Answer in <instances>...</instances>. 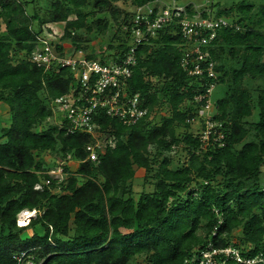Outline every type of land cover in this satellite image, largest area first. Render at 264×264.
I'll return each mask as SVG.
<instances>
[{
	"label": "trees",
	"instance_id": "obj_1",
	"mask_svg": "<svg viewBox=\"0 0 264 264\" xmlns=\"http://www.w3.org/2000/svg\"><path fill=\"white\" fill-rule=\"evenodd\" d=\"M153 1L44 0L37 9L33 0H0V103L8 113L0 126V264H196L193 256L209 243L230 245L264 264V10L255 13L252 3L240 1L214 14L239 16L211 41L216 86L224 87L213 104L222 138L211 137L203 147L193 121L201 102L194 97L211 79L189 75L180 63L184 38L178 20L195 11L185 6L136 45V9ZM160 9L154 4L149 18ZM104 13L126 29L127 39L97 56L85 52L77 32L104 34L110 21L97 17ZM50 23L63 24L58 41L49 40L63 56L74 54L65 51L67 42L100 63L135 47L127 88L148 111L131 125L97 111L95 130L113 138L97 160L86 150L91 135L68 133L65 117L51 120L54 99L81 89L75 73L30 59L37 38L47 37L42 26ZM255 108L256 117L248 120ZM180 143L188 164L170 167ZM45 154L55 157L45 161ZM58 168L61 180L49 173ZM136 168L153 182L152 191L137 200ZM23 210L36 214L19 225ZM234 229L240 230L236 238Z\"/></svg>",
	"mask_w": 264,
	"mask_h": 264
},
{
	"label": "built area",
	"instance_id": "obj_2",
	"mask_svg": "<svg viewBox=\"0 0 264 264\" xmlns=\"http://www.w3.org/2000/svg\"><path fill=\"white\" fill-rule=\"evenodd\" d=\"M174 2L175 0H172V4L161 7L153 18H149L153 5L136 9L134 24L131 28L132 39L136 45L143 44L165 23L179 16L181 12H185V7L178 6ZM207 13V16H200L195 11V14L191 16L184 14L178 20L180 32L184 38L181 66L189 75L199 78L205 76L211 79L204 91L194 97L196 101L201 102L193 121L198 126L203 147L207 145L211 137H214V140L222 138V133L215 129L216 125L220 127L221 124H216L213 120L214 108L211 103V94L217 80L215 61L210 54L211 41L216 36L217 30L233 26L230 19L212 16L210 9ZM235 27L238 28L237 25ZM134 50L135 47H132L120 58L116 55L109 57L105 63H100L98 60H86L83 56L60 55L47 37H39L31 52L30 59L38 66L69 67L75 73L81 89L56 97L53 101V110L60 115V119L65 117L68 120L66 127L68 133L80 131L92 136L94 142L86 146L90 160H97L105 146L113 145L111 136L95 130L98 124L93 121V117L97 111L100 115L106 114L118 119L124 125L136 123L148 111L142 106L139 94H130L127 88V78L131 74V66L135 63ZM57 170L61 174V169ZM24 212L30 213L29 210ZM28 220L23 221V224ZM200 255L193 256L192 262L223 264L230 259L240 264L256 262V258L242 257L239 249L230 245L216 248L209 243L205 249L201 250Z\"/></svg>",
	"mask_w": 264,
	"mask_h": 264
},
{
	"label": "rangeland",
	"instance_id": "obj_3",
	"mask_svg": "<svg viewBox=\"0 0 264 264\" xmlns=\"http://www.w3.org/2000/svg\"><path fill=\"white\" fill-rule=\"evenodd\" d=\"M36 4H34V6H36L35 8L37 9H43V2L44 0H33ZM240 1H245V2H249L253 4V9L252 11L255 13H258L260 10H264V0H178L174 3H176L178 6H191L194 11H196V14L203 16L202 13L204 11H207L208 9H211L212 12H210V14L212 16H214V14L216 13V11H218L219 8H228ZM154 4L157 5V8H161V7H165L166 5H170L172 4V0H154L153 1ZM152 3V4H153ZM153 4V5H154ZM118 5L122 8H128L129 4L128 3H122V2H118ZM32 6V5H30ZM211 7V8H210ZM207 16V15H206ZM238 14L236 12H233V15L230 17V19L235 20L238 18ZM97 17H104L106 19H108L110 21L109 26L106 30V32L102 35L96 34L93 31H86L85 29L79 30L77 32V36L81 37V42L80 45L85 46L87 49L85 52H93V51H97V56L101 55L102 51H107L108 46L109 45H114L116 46L118 43H121L122 41H124L125 39H127L126 33H125V28H121L118 29L114 23H112V20L109 16V14L104 13V14H97ZM257 17V14H256ZM47 28H51L52 29V33H48L47 32ZM63 31V24H58V23H50L48 25H43L42 26V32L44 35L47 36V39H53L54 41H58L59 39V35L62 33ZM64 49L66 52H73V56H84V51L82 50H78L76 52H74V47L72 46V44L70 43H64ZM113 50V48H112ZM224 94V87L217 85L211 94V103L212 105L214 104V101L217 98L222 97ZM256 112L257 109H253V113L247 118L248 120H252L256 117ZM8 113H7V109L5 104L0 103V126L3 124H7L8 122ZM51 120L54 122H59L60 119V115L58 113H54L53 110V116L51 117ZM196 125V124H195ZM194 130V128H193ZM182 131V128H177L176 129V133L178 135H180ZM194 132V131H193ZM170 159H171V165L173 168H176L178 166H184L188 164V159H189V155L185 152L184 148H182V144L180 143L177 148L175 149L174 152H172L170 154ZM55 156L52 154H45L44 155V159L45 161H51L52 158H54ZM69 163L74 164L75 162L70 160ZM76 164V163H75ZM49 173L55 177V178H59L61 176L59 170L57 169H53L51 171H49ZM144 169L143 168H136L135 169V178L133 179V197L135 200L138 199V195L139 193H141L142 191H152V187H153V182L152 181H147L145 182L144 180ZM264 176V175H263ZM62 179V178H60ZM35 211L32 210L30 211V213H26V212H20L17 216V220L19 221L18 223L23 224V221H25L26 219H30L31 217L35 216ZM29 215V217H28ZM28 232L30 233V229L28 230ZM232 235L233 237H238L240 235V230L239 229H234L232 231ZM25 262V261H24ZM44 262V259H41L39 264H42ZM27 263V262H26Z\"/></svg>",
	"mask_w": 264,
	"mask_h": 264
},
{
	"label": "clouds",
	"instance_id": "obj_4",
	"mask_svg": "<svg viewBox=\"0 0 264 264\" xmlns=\"http://www.w3.org/2000/svg\"><path fill=\"white\" fill-rule=\"evenodd\" d=\"M23 211H26V210H23ZM23 211H21V212H23ZM29 211H31V210H29ZM18 221V220H17ZM18 223V222H17ZM19 224V223H18ZM25 224V223H24ZM24 224H19V225H24Z\"/></svg>",
	"mask_w": 264,
	"mask_h": 264
},
{
	"label": "bare ground",
	"instance_id": "obj_5",
	"mask_svg": "<svg viewBox=\"0 0 264 264\" xmlns=\"http://www.w3.org/2000/svg\"><path fill=\"white\" fill-rule=\"evenodd\" d=\"M29 217V216H28ZM19 224H21V223H19Z\"/></svg>",
	"mask_w": 264,
	"mask_h": 264
}]
</instances>
